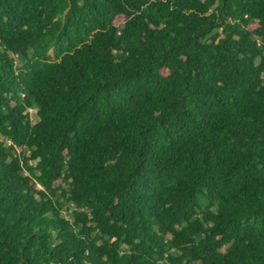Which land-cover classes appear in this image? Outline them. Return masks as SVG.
Instances as JSON below:
<instances>
[{"label": "trees", "instance_id": "obj_1", "mask_svg": "<svg viewBox=\"0 0 264 264\" xmlns=\"http://www.w3.org/2000/svg\"><path fill=\"white\" fill-rule=\"evenodd\" d=\"M0 264H264V0H0Z\"/></svg>", "mask_w": 264, "mask_h": 264}]
</instances>
